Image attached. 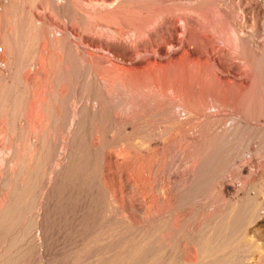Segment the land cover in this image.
<instances>
[{"label":"rangeland","instance_id":"obj_1","mask_svg":"<svg viewBox=\"0 0 264 264\" xmlns=\"http://www.w3.org/2000/svg\"><path fill=\"white\" fill-rule=\"evenodd\" d=\"M37 1L29 0L28 3L27 0H0V264H116L115 260L118 264L120 261H122L120 264H125L121 259L122 254L133 239L138 238L144 242L148 255L153 254L151 251L155 246H164L163 248H166L164 255H168L167 253L172 254L176 246L185 239L190 240L197 234L204 236L209 235V233L210 238L213 239L212 242L208 243L209 247L213 245L218 246L223 251L225 247L229 252L237 251L233 257L237 256L240 259L235 258L234 261L236 262H231V264L243 263L240 261L243 257L241 255L245 256L243 252L246 251L247 254V238L261 247V253L254 254L253 259L248 264H264V188L258 195L259 205L263 207L260 209V218L249 227L246 239L241 238L240 229H236L237 220L235 219L230 220L229 229L226 230L228 232L223 233L224 226L220 222L221 217L218 209L221 204V199L217 194L218 187L221 181L229 183L230 180L227 177L229 174L227 175V173L233 171L236 166L231 161L232 158L234 155L237 156V154L240 153L241 155L242 153L243 158L249 159L246 152L252 146V142L250 145L248 138L245 137L246 134L241 135L240 132L235 131L236 133H234L232 130L228 133L230 136L226 134L227 138L218 139L220 142L215 144L216 146L213 147L208 156L209 159L204 170L203 188L197 187L194 189L195 192L193 191L191 195L185 197V202L188 204L183 205L180 202L179 205L171 202L172 204L170 203L164 210H158L154 203H149L154 202V200L150 201L151 198H159L158 193H156L157 188L152 191V187L157 186L156 183L158 182L161 184L163 181L160 171V173L157 171L158 176L156 173V178L154 174L150 175L151 179H155L156 182H152V185L145 184L144 187L143 184H139L142 186L134 185V189L132 186L129 189L124 184V182H132V166L128 164L134 165L138 160L137 157H134L135 155H132L134 150L130 145L131 141L141 138L142 141L153 142L152 137L156 134V130L161 134L166 126V116L163 115V117L161 114L167 113L150 112L146 117L143 116L144 118L139 117V119L134 120L135 122L129 121L125 124V121L114 120L111 116L114 112L126 113L134 109L132 106L128 107L129 105L123 101L125 98V96L123 97V87H121L123 85H120L116 90L112 86L111 92L108 94V101H101L102 93L112 84V76L125 74V70L133 65L132 58H144L145 55L142 53L135 54L131 58H128L129 56L124 58L120 53L135 47L137 41L138 43L140 41V44L145 43L147 38L143 34L156 25L144 24L141 27L142 35L137 37L140 40H136L131 27L126 28L122 23L114 20V13L111 17L110 10L108 12V9L105 10L96 5L88 6L84 4L86 0H83L84 3L82 0H45V2L48 1L47 3H44L43 0ZM170 1L173 0L168 2ZM51 6L52 9H50ZM135 6L133 9L137 10L138 6ZM142 12L141 14L145 15L147 11L145 14ZM173 12L171 10L170 13L175 18L176 15ZM148 13L150 12L148 11L146 16L151 19L152 14ZM137 15L135 14V16ZM154 17L151 19L152 22ZM262 22H264V17ZM162 28L164 32L165 27ZM11 32L14 33L15 37H12ZM31 33L35 34V37ZM211 34L209 33V35ZM31 38L34 40H30ZM155 39L156 41L159 40V38ZM214 40H217L216 43L214 42L216 47L225 49L220 39V41ZM258 40L264 42V38H258ZM41 44L44 46L42 72L41 76H34V69L38 64V56L41 52L39 49L42 48L39 46ZM17 46L22 48H17ZM141 47L138 48L139 51H141ZM177 51L179 49L173 50V52ZM171 52L170 49H166L162 52L164 56L151 55V58L164 61L167 57L165 53ZM102 66L103 68H101ZM41 90L42 92H40ZM151 106L152 104H148L147 107L151 108ZM213 111V109H209L210 113ZM98 113H102V115ZM210 119H212L211 124L209 123L211 126L217 124V118ZM213 119H215V124ZM131 123L135 128L130 130ZM159 123L161 124L160 127ZM154 127L155 129L158 128L153 130ZM39 134L44 136L41 137ZM152 134L154 135L151 137ZM258 142L256 156L262 161L264 159V133L260 135ZM122 143L125 145L123 152L120 151L119 147ZM149 153L144 155L145 160L150 159ZM132 158H135L136 161ZM149 159L148 161H150ZM118 163L120 164L118 165ZM259 166L257 177L262 180L264 178V166L260 163ZM248 188V186L244 187V191L248 192ZM200 191L206 195L202 198L207 199L206 201L201 199L203 201L199 203L197 202L199 199L195 195L200 194ZM117 192L118 194H116ZM128 192L135 193L133 195L137 196L135 197L137 201H135L140 204H138L139 206L145 207L148 204L147 206L153 207L150 208L152 211L149 213L150 216L141 220L135 215L132 207H130L131 201L128 200L132 194L130 195ZM151 195L155 196L151 197ZM197 197L201 196L197 195ZM249 201V199L245 200V212L252 209L251 201ZM170 213L182 216L179 217L180 227L175 229L168 224L167 220ZM189 214L190 216L185 218ZM198 217L204 219V222L200 224L197 231H191L197 226L196 219ZM181 221L183 222L181 223ZM205 221L208 222V225ZM181 233L183 234L181 235ZM162 234L164 238L161 236ZM159 240L163 242L161 243ZM4 247L6 248L3 249ZM221 249V253L219 251L216 255L228 253L227 250L223 252ZM239 250L241 251L239 252ZM176 251L178 252V249ZM177 252H175L176 255L182 254L180 250L179 253ZM87 253L90 254L87 255ZM114 253L115 255L119 254L116 255L117 258H115ZM83 254L85 255L83 256ZM201 264H205V262Z\"/></svg>","mask_w":264,"mask_h":264},{"label":"bare ground","instance_id":"obj_2","mask_svg":"<svg viewBox=\"0 0 264 264\" xmlns=\"http://www.w3.org/2000/svg\"><path fill=\"white\" fill-rule=\"evenodd\" d=\"M27 1L29 3V0H27ZM43 1H44V3L48 2V1L45 2V0H43ZM168 1L169 0H86L84 3L82 0V2L84 4H87L88 6L89 5H92V6L96 5V6H100V8H103L105 10L108 9V12L110 10L111 14L114 13V16L112 14L111 17L113 16L115 21H117L118 23H122L126 28L131 27V30H132L136 40H140L137 37H139L140 34L142 35L141 27L144 24L156 25V27L154 26L150 30H147L148 32L145 33L146 35L143 34V36L144 37L146 36L145 38H147L145 43L140 44V41H139V43L137 41L135 47L130 48L128 50L126 49V51H123L120 53V54H122V57H124V58H127L125 56H129L128 58H131L135 54L137 55L140 53L144 54L146 57L144 56V58H141V59H137V57L132 58L133 59V61H132L133 65L125 70V74L122 73V74H120V76H119V74L117 76V74L114 73V74H116L117 77L115 75L112 76V80H111L112 84L110 86H108L107 90L105 89V91H103V93H102L103 97H102L101 101H103V102L108 101L109 100L108 94L111 92L112 86H114V90H116V89H118V87L120 85H123V86H121V87H123L122 91L124 94V95L123 94H121V95H123V97L125 96L123 101H124V103L129 105V106L127 105L128 107L132 106L134 109H132L131 111L126 112V113L121 112L122 114L118 113V112H114V114H112L111 116H112V118H114V120L125 121L126 122L125 124H127V122L129 123V121L133 122L135 119H137V118L139 119V117H143V116L146 117L150 112L156 113L159 111L160 113L161 112L167 113V114H161L162 116L163 115L166 116L165 117L166 126L164 128L162 127L163 132L161 131L162 133L160 134L156 130L158 127L156 129H155V127L153 128V130H156V132H155L156 134L151 135V137L154 135L152 137L153 142L150 141L151 143H149L148 141H144V140L142 141L141 138L139 140L133 139L132 141L130 139V141H131L130 145L133 147V150H134V154H132V155H135L134 157H137L138 160H137V162H135L136 161L135 158L134 159L132 158V160H135L134 161L135 164L134 165L128 164V165L132 166L131 170H132L133 174H131L132 178L130 177L132 182L131 183L130 182H128V183L124 182V184L128 188L131 186L133 188L134 185L136 186L139 184H143L144 187H145V184L146 185H149V184L152 185L155 182V179L154 180L151 179L150 175L154 174V176L156 178L157 171L158 172L160 171L161 173L160 172L159 173H160V175L162 174V177H163L162 180L163 181L161 182V184H158L159 182L158 183L155 182L157 184V186L155 185L156 187L155 186L152 187L153 188L152 191L155 190V188H157L156 193H158L159 198H157V197H155V199L151 198L150 201L154 200V202L152 201L149 203H154V205H156V208L158 210H164L167 206L170 205L171 202L173 204H179V205H180V202L183 205L188 204L185 202V200H186L185 197L187 195L189 196V194L191 195L192 194L191 192H193L194 189H196L197 187H202V185L205 181L204 180V177H205L204 176V170H205V166L207 164V160L209 159L208 156L211 154L213 147H215L217 145L216 143L220 142V141L218 142V139L221 140V138H223V137L227 138L228 136H230V134L228 135V133H230V131H232V130H234V133H236L235 131H237V132H240L241 135L246 134L245 137L248 138L247 140L249 141V144H250V142H252V146H250L248 151L246 152L249 155V159L247 160V159L243 158L242 153H241V155H240V153L237 154V156L234 155V157L232 158L231 161L233 163H235L236 166L234 167L233 171H230L229 173H227V175L229 174V176H227V177H229L230 181H229V183L221 181V184L220 185L218 184L219 185L218 193L216 192L219 195L218 197L221 199V204L219 205L218 209H219V213H220V217H221L220 222H222V226H224L223 233L226 234L228 232V231L226 232V230L229 229L228 225L230 224V220L235 219V220H237V223H235V226L237 227L236 229L237 230L240 229L239 232H240L241 238L246 239V234H247L249 227L251 225H253L254 223H256V221L260 218V209L263 208V207H260V205H259L260 201H258V195L261 193L262 189L264 188V178L262 180H259L260 178L257 177L258 176L257 170L260 167L259 163L264 166V159L262 161H260L259 159H261V158H259V159L257 158L256 147H257V144L259 143L258 140H259L260 135L261 134L263 135V133H264V42L262 40L261 41L258 40V38H264L263 37L264 36V22H262L263 17H264V0H186L184 2H182L181 0H173L170 2H168ZM19 2H21V1H19ZM168 3H170V4H168ZM20 5H21V3H20ZM44 5H46V4H44ZM60 5H61V3H60ZM135 5L138 6L137 10L135 8H134L135 10L133 9V7H136ZM23 7H25V6H23ZM50 9H52V6ZM90 10H92V9H90ZM105 10H104V12H106ZM171 10H173L175 12V15H176L175 18L170 13ZM132 11H137V12H132ZM142 11L144 12V14L146 11L147 12L149 11L150 13H148V14H152V18L155 16L153 19V22L151 21L152 18L150 19L148 16H146L147 12L145 15H142L141 14ZM18 12L20 13V11H18ZM134 13L138 14V15L135 16ZM13 14H14V12H13ZM13 14H11V16H14ZM101 14H103V13H101ZM20 16H22V15L20 14ZM149 16H151V15H149ZM4 18H6V17H4ZM18 18H20V17H18ZM5 22H6V20H5ZM96 22H98V21H96ZM106 22H107V19H106ZM7 27H8V25H7ZM28 27H30V26H28ZM162 27H165L164 32L162 31V29H163ZM6 29H9V28H6ZM47 30H48V28H47ZM208 32L212 33L211 35L215 34L216 36L213 35L214 36L213 37V36L209 35ZM19 33H21V32H19ZM34 33H36V32H34ZM12 34H13L12 37H15L14 33H12ZM15 34H16V32H15ZM19 36H18V38L21 37V36L20 37ZM33 36L35 37V34ZM145 38H144V40H145ZM155 38H159V40L156 41ZM32 39L33 38H31L30 40H32ZM86 39H87V37H86ZM214 39H218V40L220 39L221 44H223V47H225V49L220 48V47L219 48L216 47L214 42L216 43L217 40L215 41ZM50 42H52V41H50ZM42 44L39 45L40 48L42 47L41 48L42 50L39 49L41 51L40 52L41 55L38 53L39 54L38 64H37L36 68L34 69L35 70L34 76L40 75L42 72V63H43V56H44V55L42 56V53L44 50V46H42ZM20 45H21V42H20ZM44 45H46V44H44ZM140 46H142L140 49L141 51L138 50V48ZM18 47L19 46H17V48ZM19 48H22V47H19ZM51 48H52V46H51ZM166 49H170L172 52L166 54L167 52L165 51L166 52L165 55H167V57L164 61L163 60L162 61L156 60L153 57L151 58V55H155V56L157 55L159 57L164 56L162 52ZM176 49H179V51L173 52V50H176ZM45 51H46V48H45ZM27 52H28V50H27ZM45 53L47 54L48 52H45ZM177 53H178V55H176ZM25 55H27V54H25ZM85 56H86V54H85ZM20 60H21V58H20ZM36 60H37V58H36ZM89 60H90V58H89ZM44 62H45V60H44ZM47 63H49V62L47 61ZM101 68H103V66ZM87 69H89V68H87ZM49 71H51L50 68H49ZM49 73H51V72H49ZM53 73H52V75H53ZM34 85H35V83H34ZM54 86H55V84H54ZM40 92H42V90ZM99 93H100V91H99ZM115 95H117V94L115 93ZM97 97H99V96H97ZM118 98H120V97H118ZM90 99H92V98H90ZM60 104H62V103H60ZM148 104L149 105L152 104L151 108L147 107ZM37 108H38V106H37ZM129 109H131V108H129ZM209 109H213L214 111L212 113H210ZM98 114L102 115V113H98ZM29 116H30V114H29ZM210 118H217L216 119L217 124L214 123L215 119H213V123L215 125L211 126L210 124H211L212 119H210ZM98 119H100V118H98ZM162 120H160V121H162ZM165 121H162V122H165ZM106 122H109V121H106ZM132 124L133 123H131V126H132ZM55 126H56V124H55ZM59 126H60V124H59ZM131 126H130V130L132 128L133 129L135 128L134 126H132V127ZM160 126H161V124L159 123V127ZM136 128H138V127L136 126ZM97 130H99V129H97ZM157 133H159V134H157ZM226 134L228 136H226ZM43 136H41V137H43ZM145 140H149V139H145ZM233 145H234V143H233ZM119 147H120V151L123 152V149L125 150V145L123 143L120 144ZM251 147H252V149H251ZM148 152H150L148 156H151L150 159L148 158L150 161H148V159L145 160L146 157H144V155H146ZM119 162H121V161H119ZM125 163L124 164L122 163V164L126 165ZM119 164L120 163H118V165ZM106 165H107V163H106ZM37 169H38V167H37ZM157 176H158V173H157ZM30 180H31V178H30ZM119 185H121V184H119ZM139 186H142V185H139ZM247 186L249 187L248 192L244 191V187H247ZM21 189H23V188H21ZM152 191H151V193H153ZM15 192H18V191H15ZM21 192H22V190H21ZM132 192H130V193L128 192V193L130 195L135 194ZM149 192H150V190H149ZM116 194H118V192ZM132 195H131V198L128 200L131 201L130 207H132V209H133L132 211L135 213V215L141 220L147 216H150L149 213L152 212L150 210L151 207L147 206L148 204L145 207L139 206L140 204L138 203L139 204L138 205L136 202L137 200L135 199V197H137V196L136 195L132 196ZM155 195H151V197L155 196ZM197 195L201 196V197H197ZM197 195H195L196 198L199 199V201H197V202L200 203L201 201H203L205 199V198L204 199L202 198V196L205 195V194H202V192L200 194H197ZM125 197H126V195H125ZM180 198H181V201H180ZM196 198H194V199H196ZM194 199H193V201H194ZM201 199H203V200H201ZM206 199H205V201H206ZM247 199H249L251 201V204H252L251 205L252 209H250V211L248 210L249 213H248V211L245 212V200H247ZM14 204H15V202H14ZM200 206H202V204H200ZM261 206H262V204H261ZM6 207H8V206H6ZM263 211H264V209H263ZM1 212H3V211H1ZM18 212H19V210H18ZM174 213H170L167 221H168V224L172 228L176 229L180 225L179 217L181 218L182 216H180V215L177 216ZM188 213H189V211H188ZM190 214H192V213L190 212ZM190 214L187 215L185 218H188L190 216ZM200 218L201 217H198L196 219L197 226L195 225L196 226L195 229H193V230L191 229V231H197L200 224L202 222H204V219H200ZM9 222H10V220H9ZM182 222L183 221H181V223ZM184 222H186V221H184ZM206 223L208 225V222H206ZM207 225H205V226H207ZM191 226H193V225H191ZM29 227H30V224H29ZM211 230H213V229H211ZM167 231H168V229H167ZM169 231L171 233L170 229H169ZM154 233H155V231H154ZM182 234L183 233H181V235ZM153 236H154V234H153ZM161 236L163 237V234ZM185 236H187V235H185ZM172 237H173V235H172ZM246 240L248 242V250L246 249L247 254H246V251L243 252V254H245V256L241 255V257L242 256L243 257L240 261V262H243L244 264L250 263V261L253 259L254 254H256V253L260 254L261 253V247L257 243L253 242L250 238L249 239L247 238ZM210 241L211 242L213 241V239L210 238V233H209V235L206 234L204 236L197 234L193 239H190V240L185 239L180 244L178 243L179 245H177L176 248L174 247L175 248L174 252L172 250V252H173V253L171 252L172 254H170V252H169V253H167L168 255H164L166 248H163L164 246L163 247L157 246L158 247L157 248L154 245L156 247V249L154 247L153 250L151 251L153 254L148 255L146 253L147 250L144 247V242L141 239L136 238V239H133V241H131V243H129V246L126 248V250L122 254L121 259L125 262V264H128L130 262L133 264H171L174 262L176 264L177 263L178 264H201L204 262H205V264H216V263L231 264V262H236V261H234V259L237 258V256L233 257V256H235L233 254L237 252L236 250H235L236 252H234L233 250L229 252V250H227V248L225 247L224 251H226V250L228 251V253H225L223 251V249L220 248L224 253L216 255V253L218 254L220 249L218 248V246L215 247L213 245H212L213 247L212 246L209 247L208 243ZM160 242L162 243L163 241H160ZM172 244H174V243H172ZM221 244H222V242H221ZM224 244H226V243H224ZM110 245H112V244H110ZM215 245H217V244H215ZM5 248L6 247H4L3 249H5ZM110 248H111V246H110ZM176 249H178V252L176 251ZM167 250L169 251V248ZM179 250L182 252V254L176 255L175 252L179 253ZM242 250H243V248H242ZM78 251H80V250H78ZM240 251L241 250H239V252ZM109 252H110V250H109ZM220 253H221V251H220ZM88 254H90V253H87V255ZM84 255L85 254H83V256ZM103 255H105V254H103ZM116 255L114 253V256H116ZM117 256L115 258H117ZM239 256L240 255L238 253V257ZM98 258H100V257H98ZM112 258L114 259V257H112ZM110 259H111V257H110ZM239 259L240 258H237V260H239ZM111 261L114 262V260H111ZM120 262H122V261H120ZM120 262H119V264H120ZM115 263L118 264L116 260H115Z\"/></svg>","mask_w":264,"mask_h":264}]
</instances>
